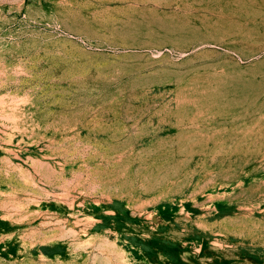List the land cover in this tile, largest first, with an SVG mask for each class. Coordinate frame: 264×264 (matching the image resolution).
Instances as JSON below:
<instances>
[{
    "label": "rangeland",
    "instance_id": "rangeland-1",
    "mask_svg": "<svg viewBox=\"0 0 264 264\" xmlns=\"http://www.w3.org/2000/svg\"><path fill=\"white\" fill-rule=\"evenodd\" d=\"M0 264H264V0H0Z\"/></svg>",
    "mask_w": 264,
    "mask_h": 264
}]
</instances>
